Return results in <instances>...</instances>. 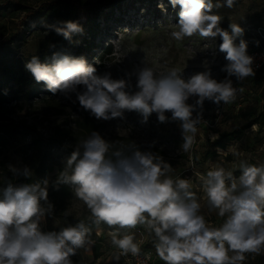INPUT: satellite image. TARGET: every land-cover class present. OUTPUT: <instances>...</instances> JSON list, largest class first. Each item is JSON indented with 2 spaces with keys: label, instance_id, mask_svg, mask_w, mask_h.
I'll use <instances>...</instances> for the list:
<instances>
[{
  "label": "clouds",
  "instance_id": "1",
  "mask_svg": "<svg viewBox=\"0 0 264 264\" xmlns=\"http://www.w3.org/2000/svg\"><path fill=\"white\" fill-rule=\"evenodd\" d=\"M169 2L174 9L179 6L172 39L182 41L193 35L220 38L219 52L226 60L221 68L226 73L224 79L212 76L207 58L201 62L205 71L187 79L179 68L158 72L143 61L125 77L114 79L110 72L98 74L97 67L84 56H73L67 50L53 51L50 62L33 55L25 62V70L53 96L71 100L74 94L73 103L78 102L97 120H124L127 111L138 113L141 123H147L153 113L159 123L177 122L182 131L181 148L189 152L202 119L197 108L202 109L205 101L216 105L233 102L244 89L234 87L232 78L242 82L254 77L258 65L248 52L245 29L237 23H229L228 29L221 27L223 17L213 11L231 8L236 0ZM158 7L167 12L163 3ZM48 27L68 41L84 32L78 20L57 21ZM55 47L49 44L50 49ZM190 99L195 103H189ZM217 138L212 137L213 141ZM112 149L111 142L92 131L75 146L53 186L57 190L60 185L74 186L75 197L89 210L92 223L114 229L109 236L118 249L116 260L139 253L134 235H120L122 229L137 225L154 233L156 253L165 264H243L246 253L264 251V163L257 166L241 161L238 178L223 166H214L201 177L209 210L226 217L215 227L201 214L190 182L173 179L169 175L172 167L161 155L142 151L135 142ZM9 170L25 178L32 176L27 166L18 169L9 165ZM226 181H231L230 185L226 186ZM48 187L45 178L18 186L9 182L0 190V264H73L71 257L77 250L92 242V230L82 220L58 231L42 230L41 224L54 210Z\"/></svg>",
  "mask_w": 264,
  "mask_h": 264
},
{
  "label": "rangeland",
  "instance_id": "2",
  "mask_svg": "<svg viewBox=\"0 0 264 264\" xmlns=\"http://www.w3.org/2000/svg\"><path fill=\"white\" fill-rule=\"evenodd\" d=\"M45 1L47 0H0V25L5 24L8 32L6 37L0 36V43L11 40L12 47L25 62L33 55L39 56L41 62H50L49 44L53 41V34L41 28L33 29L35 22L24 10L15 9L11 3L37 6ZM84 1L90 10L88 13L81 12L80 18L86 26L84 32H89L91 27L96 29L94 44L97 49L89 63L97 67L98 74L110 72L114 79L122 78L126 72L136 67V63L141 65L143 61L155 67L158 72L172 67L179 68L187 79L196 72L205 71L201 62L207 58L211 62L210 68L214 78L222 80L226 76V73L221 71L226 60L225 54L219 52L218 46L222 42L219 37L213 40L193 35L185 37L182 41L171 38L170 33L176 30L174 25L178 21V5L174 9L168 0H117L121 1L122 8L114 9L109 3L112 0ZM213 2L215 3V0ZM159 3L165 5L166 13L159 9ZM213 11L223 17L221 27L228 29L229 23H237L245 29L243 38L248 41V50L257 41L264 47V37L256 32L258 27L264 28V0H236L231 8L221 7ZM88 35L90 36V33H86V36ZM96 60L99 61L98 64ZM232 79L234 87L243 88L244 91L237 92L236 99L229 104L216 105L205 101L202 109L197 108V112H202V119L197 125L195 143L189 152H184L181 148L182 131L178 123H159L155 113L149 117L147 123H141L142 117L138 113L127 111L124 120H97L101 124L98 132L111 143L117 138H124L163 150L166 156L172 159V162L166 161L172 167L169 175L173 179H186L190 182L191 191L201 204V214L215 227L222 225L226 217H219L215 211L209 210L201 177L214 166H223L227 171H232L241 161L255 160L264 163V127L260 129L256 124L247 129L243 137L230 144L227 149L217 147L216 157H207V152L211 150L212 137L218 136V130L243 126L253 114L264 110V70L256 72L254 77L246 78L242 82H236L234 77ZM132 83L135 85V77L132 78ZM82 87L80 86L81 90ZM74 100V94L71 100L59 95L40 94L33 99L22 97L0 106V116L6 115L15 122L34 125L39 133L49 139L55 135L58 125L64 126L67 135L64 145L68 146V149L59 153L54 149L58 164L56 163L50 179L57 175L60 169L63 170L75 146L90 135H76L79 132L77 126L80 120L91 115L80 108L78 102L73 103ZM189 103L194 104V99H190ZM31 136L28 131L20 129L5 138L0 156V178L5 176L1 171L3 164L8 169L9 165L18 169L26 166V152L30 148ZM218 149L223 151L218 152ZM233 152L239 155H234ZM230 183L231 181H226V186ZM72 194L65 201L54 205L53 215L46 216L41 224L43 231H58L65 226L76 224L77 218L90 214L83 202ZM138 226L141 228L140 236L144 240V248L152 252L155 262L165 264L156 253L155 235L145 226ZM132 235L139 237L137 234ZM107 244L108 247L103 248L97 264H124L122 256L119 260L115 259L118 251L112 245L110 237ZM245 257L243 264H264V251L259 254L246 253ZM71 259L73 264H95L92 242L78 249Z\"/></svg>",
  "mask_w": 264,
  "mask_h": 264
},
{
  "label": "trees",
  "instance_id": "3",
  "mask_svg": "<svg viewBox=\"0 0 264 264\" xmlns=\"http://www.w3.org/2000/svg\"><path fill=\"white\" fill-rule=\"evenodd\" d=\"M153 1V0H147ZM169 1V0H168ZM112 8H122L121 1L112 0L109 1ZM17 10H24L27 16L35 22L33 29L41 28L48 30L53 34V41L56 45L55 49H50L48 57L50 58L53 51L67 50L73 56H84L89 62L90 58L94 55L97 47L94 44L96 36V29L91 27L89 32H83L82 34H74L71 41L65 40L61 36H57L54 32H51L49 25L55 24L57 21L62 20H78L85 24L80 18L81 12L88 13L90 8L84 0H47L40 3L37 6L27 5L15 2L11 3ZM126 10V9H124ZM86 33L90 36H86ZM8 34L7 26L5 24L0 25V36L6 37ZM11 40L0 43V106L17 101L22 97H26L28 100L34 97H39L40 94L49 93L43 83H37L31 74L25 70V60L18 54L17 50L12 47ZM108 53L110 49L107 50ZM261 70H264L261 69ZM259 70V71H261ZM256 71V72H259ZM256 124L260 129L264 127V110L258 114H253L251 119L243 126L235 127L231 130H218V138L211 142L210 149L207 152V157H216L218 154L216 148L220 147L227 149L230 144L240 140L245 131L252 125ZM63 125H58L55 135L49 139L43 136L42 133L37 131V127L26 123L15 122L9 119L6 115L0 116V156L3 150V142L8 135L15 134L18 130H26L32 134L30 148L27 149L25 163L32 171L30 178H25L23 175H15L8 168L1 165V171L5 173L3 178H0V190L4 189L9 182L14 186L26 183H35L47 178L50 181L48 188L49 200L56 205L59 201H65L71 194L72 190L69 185H60L59 190L53 186V182L56 180L57 175H54L50 179V175L53 173L56 163V154L54 149H57L58 153L62 150L68 149V146L64 145L67 137L66 131L63 129ZM79 137L91 134L92 131H98L101 128V124L92 116H85L78 123ZM132 140L117 138L113 144L115 150L121 145L127 148L132 144ZM142 151L151 150L161 155L165 161L172 162L170 157H167L163 150H159L153 147H147L140 143H136ZM248 164L259 165L260 163L255 160L245 161ZM59 171H62L61 169ZM233 176L239 177L241 175L240 163L237 164L231 171ZM2 194V192H0ZM73 195V194H72ZM90 215L77 218L76 223L84 221L86 225L91 228V241L92 249L95 254L96 262L102 252L103 248H107L108 244V230L113 231V228H109L106 224L101 223L98 227L92 223ZM102 229V234L98 235L97 231ZM132 234L129 229H122L120 235ZM154 234V233H153ZM118 251V249H117ZM162 264V263H160Z\"/></svg>",
  "mask_w": 264,
  "mask_h": 264
},
{
  "label": "built area",
  "instance_id": "4",
  "mask_svg": "<svg viewBox=\"0 0 264 264\" xmlns=\"http://www.w3.org/2000/svg\"><path fill=\"white\" fill-rule=\"evenodd\" d=\"M256 32L258 35L264 37L263 27H258L256 29ZM254 44L255 45L252 48H249L248 52L250 55L255 56L256 58L255 64L258 65V68L256 71H259L264 68V47H261L260 45L257 46L256 42ZM135 65L140 66L139 63H136ZM69 186L74 194V186L72 185H69ZM129 230L131 233L137 234V236H139V237H134L135 238L134 242L138 244L140 251L135 256H133L131 253H129L128 255H121L124 260V264H160V263L155 262L152 252L144 248V240L140 236L141 228L137 225L135 228H132ZM102 232H103L102 229H99L97 231L98 235H101ZM109 232L110 230H108V235H109ZM98 260H100V258ZM97 261L95 262V264H97Z\"/></svg>",
  "mask_w": 264,
  "mask_h": 264
},
{
  "label": "crops",
  "instance_id": "5",
  "mask_svg": "<svg viewBox=\"0 0 264 264\" xmlns=\"http://www.w3.org/2000/svg\"><path fill=\"white\" fill-rule=\"evenodd\" d=\"M99 261V260H98ZM98 261H97V263H98Z\"/></svg>",
  "mask_w": 264,
  "mask_h": 264
}]
</instances>
